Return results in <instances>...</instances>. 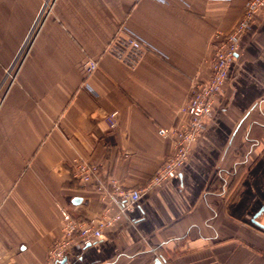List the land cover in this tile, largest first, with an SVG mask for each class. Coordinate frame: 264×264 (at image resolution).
I'll return each instance as SVG.
<instances>
[{"label": "crops", "instance_id": "1", "mask_svg": "<svg viewBox=\"0 0 264 264\" xmlns=\"http://www.w3.org/2000/svg\"><path fill=\"white\" fill-rule=\"evenodd\" d=\"M40 2L0 0V81L41 18ZM244 5L54 0L0 91V264H46L62 237L60 207L87 218L115 206L94 182L74 178L76 156L96 164L102 180L127 188L150 180L174 150L158 129L187 121L182 108L193 84L211 75L215 36L233 29ZM120 25L156 49L134 68L105 51ZM88 58L98 60L91 73ZM114 110L111 129L105 115ZM263 205L264 10L243 34L180 176L144 191L100 240L74 244L58 264H264V230L251 223Z\"/></svg>", "mask_w": 264, "mask_h": 264}, {"label": "built area", "instance_id": "2", "mask_svg": "<svg viewBox=\"0 0 264 264\" xmlns=\"http://www.w3.org/2000/svg\"><path fill=\"white\" fill-rule=\"evenodd\" d=\"M262 10H264V0H245L242 15L233 29L227 33L216 34L214 51L210 58L211 75L207 80L196 81L193 84L187 102L182 108L188 115L187 121L178 127L158 129L161 136L170 137L174 150L143 187H124L114 177L102 180L96 164H92L83 155L74 158L72 163L74 178L81 183L94 182L102 189V199L112 201L115 206L110 205L100 214L87 218L74 216L64 207H60L63 219L62 237L50 248L46 264L60 263L74 244L85 245L100 240L104 229L115 225L126 216L138 203L144 191L157 189L165 182L180 176L193 145L213 117L216 98L225 91L231 66L240 49L241 38ZM42 11L43 9L40 14ZM105 51L126 66L134 68L147 51H156V49L126 25H120ZM84 66L87 72L91 73L98 67V60L88 58ZM118 114L119 112L114 110L105 115L109 128L117 126Z\"/></svg>", "mask_w": 264, "mask_h": 264}, {"label": "rangeland", "instance_id": "3", "mask_svg": "<svg viewBox=\"0 0 264 264\" xmlns=\"http://www.w3.org/2000/svg\"><path fill=\"white\" fill-rule=\"evenodd\" d=\"M53 2H54V0H41L40 8H39V14H40V11L42 9L44 12L42 13L41 16H39L41 18L39 20L37 19V21H38L37 25H36L37 21L34 20L29 32L26 35V38L22 42L21 47L16 52L11 63L6 67L4 74H3V77L0 81V91L1 92L5 91V89H8L10 84L15 80L17 71L21 65L22 60L26 56L27 52L30 51L33 40L35 38L34 36L36 34V31H37L38 27L40 26V24L43 23L46 16L49 15ZM44 7H46V8H44ZM1 92H0V94H1ZM233 186L235 187V185H231L230 187L233 188Z\"/></svg>", "mask_w": 264, "mask_h": 264}, {"label": "water", "instance_id": "4", "mask_svg": "<svg viewBox=\"0 0 264 264\" xmlns=\"http://www.w3.org/2000/svg\"><path fill=\"white\" fill-rule=\"evenodd\" d=\"M264 213V205L261 206L256 213L251 217V223L256 227L264 230V223H261L258 218Z\"/></svg>", "mask_w": 264, "mask_h": 264}]
</instances>
